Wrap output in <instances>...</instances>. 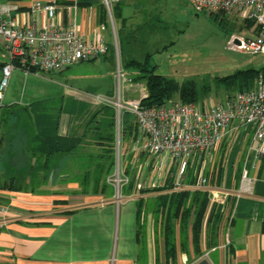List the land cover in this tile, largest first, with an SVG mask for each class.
Here are the masks:
<instances>
[{"label": "crops", "instance_id": "1", "mask_svg": "<svg viewBox=\"0 0 264 264\" xmlns=\"http://www.w3.org/2000/svg\"><path fill=\"white\" fill-rule=\"evenodd\" d=\"M12 1L17 2L19 8L11 14V20L37 27L45 23L42 15L31 12V0ZM42 1L55 3L56 25H75L77 32L88 40L101 38L109 50L102 58L104 61H113V43L124 68L127 63L140 60L129 49H123L122 39L127 37L133 43L137 40L136 33L143 30L147 37L153 31V24L167 23L157 10V0ZM146 44H150L149 39ZM148 51L142 52V58L151 55ZM135 86L126 85L123 95L133 88L140 97V84ZM5 97L4 94L1 112L18 106L11 100L5 103ZM28 123L32 138H77L81 131L77 124L70 122L56 126L53 121L40 123L28 118ZM60 127L63 132H59ZM245 142L246 134L241 130L234 147L237 150L234 163L223 170L217 184L209 178L207 187L196 188L195 183L191 184L185 177L182 191L189 192L191 198L184 199L181 210L188 208L189 213L185 225L182 219L174 225L172 256L166 252L162 225H151L150 216L145 226L140 222L139 200L144 189L135 187L117 198L115 189L110 187L81 191L71 181L60 182L64 180L62 177H53L47 181L48 188L39 190L27 185L5 186L0 144V264H141L143 253L146 254L145 264H196L199 259L211 264H264V157L257 170L249 169L250 193L236 194L243 168L239 160ZM218 150L206 158L209 163ZM63 155L67 154L51 156V164ZM235 162L240 164L235 165ZM53 168L56 171L55 167L50 169ZM166 180L168 178L162 180L159 188ZM196 192L201 199L204 195L207 198L197 240L193 229L202 200L193 197Z\"/></svg>", "mask_w": 264, "mask_h": 264}, {"label": "rangeland", "instance_id": "2", "mask_svg": "<svg viewBox=\"0 0 264 264\" xmlns=\"http://www.w3.org/2000/svg\"><path fill=\"white\" fill-rule=\"evenodd\" d=\"M8 1L12 0H0V3ZM156 5L167 23L153 24V31L147 37L143 30L136 33L137 40L133 43L125 37L122 39L123 49H129L140 63L145 60L141 56L142 52L149 50L151 57L148 59V68H155V74L173 79L179 85L192 83L198 96L194 102L203 106L209 102L223 101L234 95L237 88L226 87L220 81L221 78L237 70H259L264 67V54L240 53L228 47L227 42L232 37H247L252 31V26L247 27L248 24H244V20L237 15L216 16L207 11L197 12L191 0H157ZM147 39L150 44L145 46ZM112 46L113 61L99 58L74 65L60 73L34 72L26 77L19 72L12 74L4 102L11 100L18 106L0 112L1 170L5 186L27 185L39 190L48 188L47 181L53 177H62L64 180L60 182L66 184L71 181L81 191L107 187L114 189L107 184V178L115 172L120 157V163L129 177V183L122 187L121 194L124 192L127 195L135 188L133 160H136L135 165H143L146 174L149 173L153 158L133 154L131 139L123 140L121 136L125 122L133 123V119L123 111L118 117L115 109L111 115L112 109L96 98L103 96L115 99V75L119 65L126 77L135 78L139 74L138 70L124 68L119 63V54H116L113 43ZM122 56L125 59L124 52ZM2 61L0 53V63ZM139 83L132 80L131 86L136 87L135 84ZM254 88L255 81L250 83L249 89ZM123 99H139V94L132 88L123 95ZM178 99V94H174L168 102ZM28 118L40 123L53 121L56 126L67 122L77 124L81 129L77 135L80 142L74 151L56 158L53 165L50 159L51 162H45L44 156L38 152L39 143L31 136ZM75 127L74 130H78ZM59 130L63 132V128ZM238 138L239 135L234 141L224 143L213 154L210 163L208 159L205 160L202 174L207 179H212L215 172H223L234 163L233 156L237 153L234 147ZM251 142L250 133L246 135L240 155L241 164L246 160ZM239 162H235V165H239ZM52 167L56 171L50 169ZM190 172L194 177L199 173L198 170ZM146 176L148 178L149 174ZM142 191L139 200L140 222H144L145 226L150 216L151 225H161L162 214L157 216L153 210L156 199L164 193L153 190V187H144ZM145 258L146 254L143 253L141 264H145Z\"/></svg>", "mask_w": 264, "mask_h": 264}, {"label": "built area", "instance_id": "3", "mask_svg": "<svg viewBox=\"0 0 264 264\" xmlns=\"http://www.w3.org/2000/svg\"><path fill=\"white\" fill-rule=\"evenodd\" d=\"M192 4L197 11L237 15L242 20L253 22L249 36L232 37L228 46L240 53L264 54V0H192ZM18 8V3L14 1L0 4V53L4 61L0 70V109L14 71L24 75L34 72L60 73L74 65L103 58L108 53L101 38L88 40L77 32L75 25H56L53 1H30L31 12L45 18L41 27L19 25L16 20H11V14ZM115 77V99L97 96V101L114 108L118 117L122 111L132 117L137 128V137L131 144L133 154L153 158L148 178L143 165H135L136 160H133L135 187H160L162 180L168 177L172 183L171 191H182L188 169L199 171L194 187H207L209 180L202 174L205 159L224 142L234 140L243 130L246 135L251 133L252 142L236 194L250 193L249 169L257 170L260 159L264 157L262 75L256 79L254 89L236 92L223 101L209 102L203 106L198 102H169L153 107L142 105L146 95L141 84L139 99L124 100V87L131 85L132 79L126 77L120 67ZM124 168L119 157L115 172L107 179V183L115 189L117 198L121 197L122 187L129 183ZM196 264L211 263L199 259Z\"/></svg>", "mask_w": 264, "mask_h": 264}, {"label": "trees", "instance_id": "4", "mask_svg": "<svg viewBox=\"0 0 264 264\" xmlns=\"http://www.w3.org/2000/svg\"><path fill=\"white\" fill-rule=\"evenodd\" d=\"M195 11L197 10L195 9ZM197 12H202V11H197ZM212 14L216 16L228 15L225 13H212ZM246 23L248 24L247 27L253 26V22L251 21L244 20V24ZM149 57H151V55H147L143 63L131 61L126 65V68H134L139 72L138 75L134 76L135 78H131V79L135 81H140L139 84H141L144 88L146 96L142 99L143 106L153 107V106H161L167 104L169 103L168 101L171 100L174 94H178V98H179L178 101L175 100V102L190 103V102H194L195 99L196 100L198 99L197 93L195 92L192 83L188 85L185 84L179 85L173 79L155 74L154 72L155 68L152 69L148 68L147 63ZM2 66L3 63H0V70ZM259 75H262L264 77V67L259 70H254V69L237 70L233 74L221 78L220 81L226 84L225 85L226 87H230L233 89L237 88V92H242V91L250 90L249 89L250 83L256 81ZM112 114H114V111H111V115ZM121 136H123L122 137L123 140L130 138L131 143L134 142V140L137 137V128L134 121L133 123L127 121L125 122L124 130L121 131ZM33 139L34 141L39 143L40 147L38 148V152L40 153L41 156H44L45 162L49 161L50 157L53 156L54 154L71 153L72 151L75 150V148L80 142V139L78 137L71 138V137H62V136H55V137L34 136ZM190 170L191 169H188L186 177L189 179V182L191 184H194L195 177L192 175ZM221 174H222L221 171L215 172L212 177V181L215 180V183L217 184L220 180ZM171 189H172V183L170 179L165 181L163 187L153 188V190L157 192H164L166 190L169 192V193H165L164 195H160L158 199H156L157 201L155 204V208L153 210L155 215L158 216V214L161 213L163 216V221H161V225H162V233L165 239L164 244L168 256L174 255V237H173L174 225L176 224L177 221L181 219H182V224H184L186 217L189 213L188 208L183 211L181 210L182 202L184 201L185 198H191L189 192H183V191L173 192L171 191ZM193 197L195 199L196 197L198 199L199 198L201 199L200 193L197 192L193 194ZM201 200L202 201L199 210L197 212V220L195 222L193 229V235L195 240H197L199 223L207 203L206 195H204ZM263 235H264V225H263Z\"/></svg>", "mask_w": 264, "mask_h": 264}, {"label": "water", "instance_id": "5", "mask_svg": "<svg viewBox=\"0 0 264 264\" xmlns=\"http://www.w3.org/2000/svg\"><path fill=\"white\" fill-rule=\"evenodd\" d=\"M235 42H237V41H235Z\"/></svg>", "mask_w": 264, "mask_h": 264}]
</instances>
